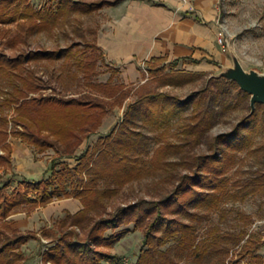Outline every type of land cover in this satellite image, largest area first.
<instances>
[{
	"label": "trees",
	"instance_id": "16d2710c",
	"mask_svg": "<svg viewBox=\"0 0 264 264\" xmlns=\"http://www.w3.org/2000/svg\"><path fill=\"white\" fill-rule=\"evenodd\" d=\"M51 1L36 8L27 0H0V22H16L18 28L7 43H28L37 31L48 30L62 20L73 23L78 20L71 19L76 13L93 12L120 0H58L57 4ZM81 32L82 37L87 38L86 46L101 50L96 42L88 39L86 30ZM81 44L75 42L58 49H26L16 55L0 51V145L8 150V154L0 155L2 160L12 164L10 135L20 136L37 153L51 148L56 152L42 178L24 179L26 190L17 188L10 192V180H0V222L3 223L0 226V264H26L20 247L38 237L37 231L21 232L12 228L7 220L10 215L25 206L31 210L70 196L81 198L83 208L67 213L58 221L59 233L54 228L42 229V236L52 239L43 252L46 262L102 264L104 260H111L116 264L113 260L117 256L108 248L130 231L129 227H119L133 221L143 227L145 234V248L137 264H228L233 247L240 248L238 259L247 258L248 264L264 262L259 252L264 246V237L259 232L245 228L223 231L215 224L208 238L199 240L197 220L202 217L200 208L208 205L221 210L220 221H224L227 214L221 202L226 197L245 200L250 195H264V160L243 176L231 180L228 174L240 151L264 148V144L253 147L257 135L264 129V103H257L255 112L244 115L231 131L212 136L220 109L227 108L234 88L242 97L251 95L237 81L225 76H210L202 89L187 98L145 84L127 90L124 82L112 79L89 81L97 91L87 90L80 95L58 93L32 63L71 59ZM166 59L154 57L148 65L153 72L162 71L166 66L155 63H164ZM187 59L192 58L181 57L170 62L173 68L161 77V84L185 85L207 74L177 68ZM75 64L86 79L90 80L96 71L95 58L87 61L78 58ZM49 88L53 91L46 93ZM132 93L137 98L130 102L123 122L78 155V148L98 132L109 111L118 103L124 105ZM120 98L122 100L118 101ZM187 109L191 112L179 126L180 139L160 143L150 155V150L145 149L151 139L146 127L164 137L172 120ZM205 141L209 143L210 152H197ZM72 157H78L75 166L68 162ZM147 175L173 178L174 185L169 190L170 185L163 184L159 198H143L114 210L108 208L109 200L120 193L122 187ZM230 185H234L232 191ZM30 190L37 191V195L32 196ZM241 216L254 222L253 214L242 213ZM172 240L174 243L167 246ZM188 259L192 261L187 262Z\"/></svg>",
	"mask_w": 264,
	"mask_h": 264
},
{
	"label": "rangeland",
	"instance_id": "374dc122",
	"mask_svg": "<svg viewBox=\"0 0 264 264\" xmlns=\"http://www.w3.org/2000/svg\"><path fill=\"white\" fill-rule=\"evenodd\" d=\"M18 2L20 0H17ZM58 0H54L57 4ZM93 1V0H84ZM51 0H27V3L34 5L36 8H40L44 5L50 4ZM25 4V1L24 3ZM222 16L221 22L223 23L222 36L224 40H228L229 49L226 50L231 57V63H233L232 53L233 50L241 59L243 65L247 69L256 68L264 71V0H222ZM81 16L76 13L71 19H78L72 22H65L62 20L58 24L52 26L48 30L37 31L31 35L29 42H18L17 44L7 43V39L16 35L18 31L17 23H3L0 22V51L5 52L9 55H16L24 50L35 49V48H46V49H58L60 47H67L68 45L74 44L75 42H82L79 49H75L77 52L72 56L71 59L65 60H43L38 62H33L32 67H35L39 74L44 75L53 87L57 89L58 93L69 94V95H80L82 92L87 90L97 91L94 86L90 84L89 81L93 82H107L112 79L114 82H124L126 87L134 88V90L141 84L148 85L149 88H159L165 90L172 94H177L182 98L189 97L195 91L202 89L208 82L210 76H213L223 70L222 64L215 61L216 66L214 68L207 70V74L203 75L201 78L192 80L185 85H171V84H161V77L165 73H169L173 66L170 62L161 63L157 62L155 65H165L166 68L162 71L153 72L148 64L141 66L142 77L138 80H130L125 76L121 68L116 67L107 61L106 57L103 56L101 50L95 49L93 47L86 46L87 38H83V29L86 30V35L88 39L93 41L94 34L90 30L96 28L97 21L93 16H86L83 22L79 20ZM80 26V28L78 27ZM82 27V28H81ZM7 32V35L4 33ZM220 35V36H221ZM78 58H84L85 61L95 58L96 60V71L91 75L90 80L83 76V71L80 70L75 64ZM189 65L185 62H180L177 68L188 69ZM191 67V66H190ZM118 69V71H116ZM194 71V70H192ZM205 71V70H203ZM113 75V78H111ZM53 91V88L46 90V93ZM238 89L235 87L233 94L230 97V102L226 109H220L214 126L212 128V136H216L225 132H229L243 119L244 115L252 111L250 109L251 105V95L248 97H242L238 94ZM137 96L132 93L126 98L124 105L118 103L114 108H112L109 113L105 116L102 125L99 127L98 132L92 135L89 139L85 140L84 143L78 148L77 154L80 155L86 150L88 146H93L100 136L107 135L114 126H119L124 118L126 110L130 102L136 100ZM120 98L118 101H121ZM123 105V106H122ZM191 112V109L183 111L178 117H175L170 128L164 133L162 137L158 131L149 130L150 127H146V131L149 132L151 139H149L148 144L145 145L146 150H150V155L154 154L156 147L168 140L176 141L180 139L179 126L182 125L186 116ZM165 132V131H164ZM159 135L161 137H159ZM12 135H10L11 137ZM9 137V138H10ZM164 138V139H163ZM162 139V141H161ZM264 144V129L260 134L257 135L254 140V146ZM2 145H0V155L8 154ZM197 152L204 153L210 152V147L208 141H205L200 147L197 148ZM46 155H49V166L52 165V158L56 155L54 149H48ZM34 158H39V153L33 151ZM12 156V155H11ZM147 157V156H146ZM174 158V157H173ZM13 159V157H12ZM264 160V148H257L252 151H240L236 156L235 166L229 169L228 174L235 179L236 176L245 175L250 168L261 165ZM68 162L75 166L78 164V157L68 158ZM236 172V173H235ZM24 179H32L26 174H21L17 172L13 161L12 164L2 160L0 156V180H10V186L8 190L10 192L15 191L17 188H22L26 190V185L24 184ZM38 179H40L38 177ZM37 180V179H36ZM176 181V180H175ZM162 184V185H160ZM163 184L174 185L173 178L168 179L167 176L153 177L150 175L138 178L134 181L127 183L120 193L113 196L109 200V209L114 210L122 205H127L135 203L143 198H153L161 197V188ZM229 187V186H228ZM234 185H230L229 190L232 191ZM32 196L37 195V191L30 190ZM166 194V192L164 193ZM163 194V195H164ZM261 203L264 204V195H250L245 200L238 199L233 196L226 197L221 202L222 209L226 212V218L224 221H220V211L217 208H211L205 205L200 208L201 218L197 219L199 222V240H205L208 238L210 230L215 224H219L223 231L227 230H240L248 229L250 232H259L264 237V207L261 208ZM21 210L27 211L23 217L32 213V209L28 206L23 207ZM35 210V208H34ZM31 211V212H29ZM253 214L254 222L245 220L241 214ZM171 214V213H170ZM66 216V213L63 217ZM62 216L55 217V227L57 233L58 221L63 218ZM0 222V226H2ZM12 227V226H11ZM25 227V226H23ZM129 227L130 231L122 237V239L116 242L111 248H108L109 252L116 254L114 261L116 264H137L139 255L144 245V229L141 226H136L135 221L128 224H123L119 228ZM13 228V227H12ZM42 228H14L21 232L37 231L38 237L30 239L27 243L23 244L20 249L24 251L26 264H50L46 262L43 257L44 250L47 249L48 245L51 244L52 239L42 236ZM46 228V227H45ZM6 230H8L6 228ZM9 231V230H8ZM85 234V231H81ZM111 232V231H109ZM174 243L172 240L167 246ZM239 247H233L229 254L228 259L230 262L239 258ZM259 252L264 256V246L259 248ZM238 260L247 261V258H242ZM192 261L188 259L187 262ZM181 262V261H180ZM102 264H112L111 260H104ZM253 264H264V262H256Z\"/></svg>",
	"mask_w": 264,
	"mask_h": 264
},
{
	"label": "crops",
	"instance_id": "0c3cea01",
	"mask_svg": "<svg viewBox=\"0 0 264 264\" xmlns=\"http://www.w3.org/2000/svg\"><path fill=\"white\" fill-rule=\"evenodd\" d=\"M221 1L120 0L93 12H81L79 20L83 22L86 16L96 19V28L90 30L93 41L107 61L134 81L142 77L141 66L154 57H166L164 63L181 57L192 58L182 62L194 71L210 70L216 66L215 61L223 66L230 64V54L218 39L223 32ZM8 142L17 172L42 178L50 167V156L42 152L39 158H34L33 146L20 136L12 135ZM82 208L81 198L63 197L32 209L27 218L23 217L27 211L20 210L7 220L13 228H54L55 217Z\"/></svg>",
	"mask_w": 264,
	"mask_h": 264
},
{
	"label": "water",
	"instance_id": "95a60500",
	"mask_svg": "<svg viewBox=\"0 0 264 264\" xmlns=\"http://www.w3.org/2000/svg\"><path fill=\"white\" fill-rule=\"evenodd\" d=\"M231 53L233 63L225 65L216 76H225L230 80L237 81L244 91L250 93L253 113L257 108V103H264V71L245 68L239 56L233 50Z\"/></svg>",
	"mask_w": 264,
	"mask_h": 264
},
{
	"label": "built area",
	"instance_id": "2783aa9c",
	"mask_svg": "<svg viewBox=\"0 0 264 264\" xmlns=\"http://www.w3.org/2000/svg\"><path fill=\"white\" fill-rule=\"evenodd\" d=\"M222 26L224 27L223 23H222ZM218 39H219V42L222 44L223 49L224 50H228L229 49V42H228V40L227 39L224 40V37L222 35L219 36ZM48 263L52 264L50 261H48ZM228 264H248V263L246 261L236 259V260H234L232 262H230V260H229L228 261Z\"/></svg>",
	"mask_w": 264,
	"mask_h": 264
}]
</instances>
